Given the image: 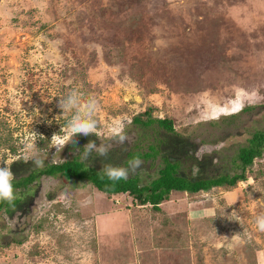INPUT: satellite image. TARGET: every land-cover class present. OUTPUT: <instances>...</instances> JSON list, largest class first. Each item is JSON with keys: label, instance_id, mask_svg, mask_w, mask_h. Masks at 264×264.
Wrapping results in <instances>:
<instances>
[{"label": "rangeland", "instance_id": "1", "mask_svg": "<svg viewBox=\"0 0 264 264\" xmlns=\"http://www.w3.org/2000/svg\"><path fill=\"white\" fill-rule=\"evenodd\" d=\"M149 108L175 132L132 122ZM260 130L264 0H0V184L76 154L122 169L158 141L128 175L165 157L231 175ZM245 175L159 210L42 175L0 211V264H264V151Z\"/></svg>", "mask_w": 264, "mask_h": 264}, {"label": "trees", "instance_id": "2", "mask_svg": "<svg viewBox=\"0 0 264 264\" xmlns=\"http://www.w3.org/2000/svg\"><path fill=\"white\" fill-rule=\"evenodd\" d=\"M131 16V14H130ZM147 31V25L144 26ZM152 108L147 109L142 114L132 118V122L142 128L151 127L153 129H163L167 133H174L175 129L170 118H158L152 116ZM145 116V117H144ZM82 141L75 139L71 143L73 149L87 151L81 145ZM161 141L151 143L148 150H130L121 159L122 169L113 167L95 168L86 164L79 154L60 160L51 161L32 169L27 175L14 176L0 184V211L14 206L19 199L14 198L23 190L30 188L38 177L64 176L78 180H86L92 186L107 197L125 194L131 197L132 202L138 205H149L159 210L162 202L169 198L172 191L198 193L210 190L214 186H234L238 181L246 180L245 170L251 167L255 158L260 157L264 151V130L255 131L249 138V143L239 148L236 160L240 162V173L234 174H201L195 178L179 172L178 160L164 158L165 165L157 170V175L151 178L148 183H144L138 173L128 175L127 169L141 158L149 159L155 157L159 151ZM14 151V147H10ZM15 256V255H14Z\"/></svg>", "mask_w": 264, "mask_h": 264}, {"label": "flooded vegetation", "instance_id": "3", "mask_svg": "<svg viewBox=\"0 0 264 264\" xmlns=\"http://www.w3.org/2000/svg\"><path fill=\"white\" fill-rule=\"evenodd\" d=\"M187 175V174H186ZM201 175V174H200ZM191 178V177H190Z\"/></svg>", "mask_w": 264, "mask_h": 264}]
</instances>
